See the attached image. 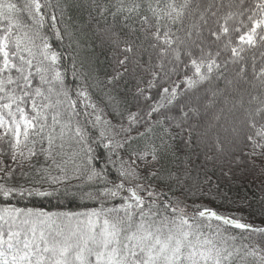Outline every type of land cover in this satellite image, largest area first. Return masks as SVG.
<instances>
[{"label": "snow or ice", "instance_id": "1", "mask_svg": "<svg viewBox=\"0 0 264 264\" xmlns=\"http://www.w3.org/2000/svg\"><path fill=\"white\" fill-rule=\"evenodd\" d=\"M92 6L101 16L111 15L113 21L119 17L122 28L128 29L125 34L113 24L104 30L116 57L107 82L120 80L130 70L146 74L147 79H138L136 90L137 102L142 99L144 108L129 111L127 119L130 126L137 124L144 118L143 111L162 129L160 147L149 143L128 151L125 158L115 151L124 144L109 140L104 145L110 149L108 162L115 164L113 155L119 157L118 182L109 180L105 169L94 164L92 149L83 146L84 130L79 125L71 127V117L78 113L68 110H75L77 102L64 88L56 68L58 55L49 52L46 41L42 46L35 43L44 24L42 9L53 8L50 0L44 4L24 0L22 5L0 0V264H264V243L237 244L231 231L264 236V228L188 202L198 194H208L203 187L210 182L207 173L201 181L189 171L162 175L159 167V152L171 147L169 140L175 139L172 128L178 129V134L186 133L187 143H191L197 127L189 121L200 116L199 107L178 104L179 97L195 95L207 85L203 97L195 98L206 101L205 112L213 109L209 128L219 127L227 133L225 143L217 139L216 151L233 158L237 153L245 155L252 167L264 174V0H93ZM55 7L63 14L59 0ZM24 13L31 24L21 19ZM51 20L55 28L56 16ZM34 48L42 50L37 53ZM256 50H260L261 59L257 64L253 55L249 71L246 54ZM145 54L147 60L143 61ZM33 67L39 75L35 87ZM77 95L88 96L86 91ZM109 100L115 101V97ZM173 107L178 108L179 116L169 114ZM66 112L68 120L62 123ZM100 119L96 116L97 122ZM103 123L111 127L109 121ZM120 129L129 130L122 124ZM66 138L82 145L81 163L71 175L68 161L57 163L53 157L57 148H64ZM37 143L60 175H52L47 168L37 169L39 179L19 183L12 164L27 178L23 161L38 155ZM153 179L167 181V191L139 182ZM71 180L80 181L76 191ZM44 183L51 190L44 189ZM54 194L95 201L100 207L47 212L12 203ZM117 199L121 201L118 206L105 207ZM243 239L249 236L243 235Z\"/></svg>", "mask_w": 264, "mask_h": 264}, {"label": "trees", "instance_id": "2", "mask_svg": "<svg viewBox=\"0 0 264 264\" xmlns=\"http://www.w3.org/2000/svg\"><path fill=\"white\" fill-rule=\"evenodd\" d=\"M14 3L22 5L24 0H13ZM97 3H110L114 0H96ZM44 4L45 0H41ZM53 8H44V24L39 28L40 36L35 43L42 46L46 41L49 45V52L56 53L58 60L56 68L60 71L64 88L68 91L69 97L77 102L74 111L78 115H72L71 127L75 129L79 125L85 133L86 144L84 147L92 149L91 155L96 159L94 164L97 168L105 169L109 180L118 182L117 168L119 167V157L113 155L112 159L115 164L108 162L110 149L104 145L109 140L120 141L124 144L123 149H115L120 156H125L128 151L133 149L143 148L146 144L153 143L160 147V137L162 129L153 124L144 112L141 115L144 117L139 123L129 125L127 113L136 112L138 108H144V102L141 99L137 102L136 90L138 87L137 81L140 78L147 79L142 70L137 69L135 73L131 70L126 73L120 80L109 84L108 78L113 75L115 68L114 46L104 38V30L116 25L117 30L122 33H127L128 29L122 28L120 18L116 21L109 14L101 16L98 11L92 6L93 0H59L61 7L64 9L61 14L60 8H56L57 0H50ZM56 16L55 28L52 27L53 21L51 16ZM23 22L31 24L27 18V14L21 15ZM128 23H133L129 21ZM138 27V25H137ZM59 32V36L57 35ZM42 49L34 48L33 51L39 53ZM255 55L256 62H260V50L249 52L246 54L247 62L252 63V56ZM122 58V57H121ZM40 59L33 61L35 65ZM143 61L147 60V54L143 56ZM50 61H45V64ZM132 65H129L131 69ZM34 74L33 87L39 85V75L36 74L35 67L32 69ZM15 75V73H13ZM175 80L176 77H173ZM143 87V84L139 85ZM219 86L224 87L223 81L219 82ZM207 85L202 86L199 92L195 95L188 93L179 97L178 104H189L191 107H199L200 116L192 117L189 124L196 125V130L192 134L191 143H187L188 137L186 133L178 134L179 130L172 128L174 140H169L171 147L162 149L159 152L160 162L159 167L162 175L167 173L183 174L184 171H189L192 176H199L203 181L205 173L210 178V182L204 184V191L207 195H197L191 198L188 202L195 201L197 204L206 205L217 212L225 215H231L240 219L242 223L251 224L257 228H264V174L259 169H254L249 163V158L239 153L236 158L231 154L222 155L216 151V142L219 138L222 143H225V133L219 127L209 128L212 123L213 109L209 108L205 112L204 104L206 101L201 99L199 102L195 96L203 97V89ZM86 91L88 96L81 97L77 93ZM147 94V93H146ZM152 95H155V90H152ZM109 97H115V101H110ZM63 99V97H61ZM118 102V110L114 111ZM94 104L95 109L90 105ZM66 108V104L63 106ZM30 106L28 111H30ZM123 113V115L118 114ZM170 115L179 116L180 113L177 107H173ZM191 115V113H190ZM96 116H100V121L97 122ZM156 117H153V120ZM68 120L67 112L62 118V123ZM107 120L110 126L103 122ZM51 123V119H49ZM123 125L128 131H122L120 125ZM167 126V124H166ZM188 125H185L187 127ZM151 127L152 131H148ZM105 135L101 137L100 133ZM59 132V125L57 126ZM140 133L144 135L141 136ZM206 133V134H205ZM74 135V133L72 134ZM129 137L131 139L129 140ZM165 139H168L165 137ZM125 141H128L125 143ZM60 143L59 140L56 141ZM47 148V143L43 144ZM82 145L76 143V139L66 138L64 148H59L53 153L57 163L68 161L66 167L69 175L72 174L76 164L81 163L80 157L83 153L80 151ZM41 145L37 143V156L30 160L23 161L22 171L27 173V178L21 176V169L17 168L16 179L19 183H26L27 180L39 179L37 169L47 168L52 175H60V172L53 164L52 158L40 151ZM60 152V155H56ZM80 153V156H72V153ZM27 155V153H26ZM211 158V159H209ZM140 183H151L158 188L167 191L165 185L167 181L153 179L151 181H139ZM73 191H76V186L80 183L77 180H71ZM135 182H133L134 186ZM39 187L40 185H36ZM57 188H63V185H56ZM43 188L51 190L48 183L43 184ZM210 190V191H209ZM142 195H146L142 193ZM121 201L119 199L109 201L105 207L118 206ZM13 204L17 207L42 208L47 212H82L91 208H99L100 204L95 201L81 200L79 197L64 196L62 194H54L50 197H31L23 200H13ZM233 235L237 236L236 243H248L254 245L256 243H264V236L256 233H242L241 230H231ZM243 235L249 236V239L244 240Z\"/></svg>", "mask_w": 264, "mask_h": 264}, {"label": "rangeland", "instance_id": "3", "mask_svg": "<svg viewBox=\"0 0 264 264\" xmlns=\"http://www.w3.org/2000/svg\"><path fill=\"white\" fill-rule=\"evenodd\" d=\"M16 164H12V167H14Z\"/></svg>", "mask_w": 264, "mask_h": 264}]
</instances>
